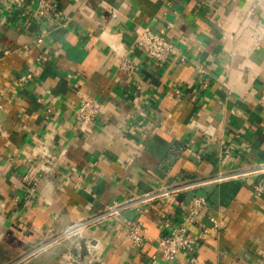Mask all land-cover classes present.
Listing matches in <instances>:
<instances>
[{"label": "crops", "instance_id": "crops-1", "mask_svg": "<svg viewBox=\"0 0 264 264\" xmlns=\"http://www.w3.org/2000/svg\"><path fill=\"white\" fill-rule=\"evenodd\" d=\"M48 1L55 10L39 23L21 16L36 0H0V264L114 201L264 163V0ZM145 27L174 46L172 59L158 64L135 47ZM122 50L133 76L117 67ZM83 98L101 105L86 134L75 114ZM42 147L56 157L48 174ZM23 178L34 184L29 199ZM262 182L212 184L125 212L87 233L98 238L97 261L159 257L155 239L204 195L197 221L211 228L214 216L217 228L198 243V264H264V195L253 191ZM131 222L147 232L140 250L127 239ZM67 251L73 244L62 242L25 264H61ZM186 262L182 253L155 264Z\"/></svg>", "mask_w": 264, "mask_h": 264}, {"label": "built area", "instance_id": "built-area-1", "mask_svg": "<svg viewBox=\"0 0 264 264\" xmlns=\"http://www.w3.org/2000/svg\"><path fill=\"white\" fill-rule=\"evenodd\" d=\"M13 1L17 7H22L24 4V0ZM55 7L56 6L48 0H36L35 9L30 12L29 9L24 7L21 16H31L40 23L49 19ZM249 11L253 12L254 9L250 8ZM43 37L44 34L38 35L35 42L41 43ZM135 47L142 51L149 60L158 64L166 63L176 55L174 46L165 39L162 32L160 34H154L147 27L141 28L137 32ZM115 54L119 59L117 64L118 69L128 76H133L137 71V67L129 59L126 50L120 52L115 51ZM28 79H30L29 75L18 81L25 82ZM258 103L264 105V88L261 91ZM100 109L101 105L97 101L88 98L81 99L75 109V114L82 132L85 134L88 133L85 126L89 127L95 123ZM48 113H50V111H47V114ZM40 153V169L43 174H48L56 162V157L46 147H42ZM263 175L264 163H256L241 169L223 171L211 177L193 178L151 188L147 193L114 201L111 205L106 206L98 213L78 218L60 232L51 235L43 243L31 247L9 264H25L38 258L42 254L48 252L52 247L62 242H71L74 246L75 253H71L70 251L64 253L61 256V264H99L97 261L99 253L98 238L88 236L87 233L90 229L114 220L125 212L141 214L144 207L152 202L163 199L174 200L183 193L194 192L212 184H220L226 181H235L247 177ZM23 181L28 185L25 198L29 199L34 195V184H30L27 178H23ZM253 191L256 195H264V182L256 185ZM205 208V196L193 195L191 199V209L183 216L178 226L170 229L169 233L159 235L155 239L159 257H152L147 264H155L158 259L165 263H172L177 259L178 255L182 253L186 256V264H198L196 257V247L198 243L204 240L205 234L209 230H215L217 228V220L214 216L207 217L212 226L211 228L197 221V218ZM161 225L163 228L169 229L167 220L163 221ZM189 227H195L198 230L196 236L192 237L189 235ZM146 233V229L142 223L131 222L129 224L127 228V239L133 250H140L143 247L147 241ZM83 250L86 252V255L81 256Z\"/></svg>", "mask_w": 264, "mask_h": 264}, {"label": "water", "instance_id": "water-1", "mask_svg": "<svg viewBox=\"0 0 264 264\" xmlns=\"http://www.w3.org/2000/svg\"><path fill=\"white\" fill-rule=\"evenodd\" d=\"M84 255H86V252L83 250L81 253V256H84Z\"/></svg>", "mask_w": 264, "mask_h": 264}]
</instances>
